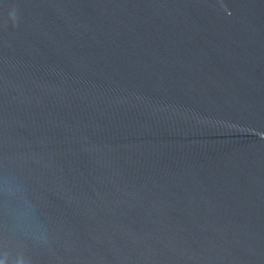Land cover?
<instances>
[{
	"label": "water",
	"instance_id": "95a60500",
	"mask_svg": "<svg viewBox=\"0 0 264 264\" xmlns=\"http://www.w3.org/2000/svg\"><path fill=\"white\" fill-rule=\"evenodd\" d=\"M0 264H264V0H0Z\"/></svg>",
	"mask_w": 264,
	"mask_h": 264
}]
</instances>
